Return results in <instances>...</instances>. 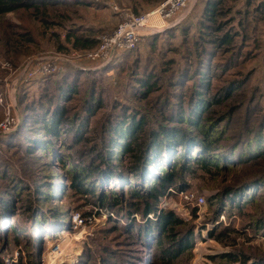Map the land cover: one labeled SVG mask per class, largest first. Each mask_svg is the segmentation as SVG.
Instances as JSON below:
<instances>
[{
    "label": "trees",
    "instance_id": "trees-1",
    "mask_svg": "<svg viewBox=\"0 0 264 264\" xmlns=\"http://www.w3.org/2000/svg\"><path fill=\"white\" fill-rule=\"evenodd\" d=\"M55 3L60 1L0 0V15L37 14ZM263 27L264 0H196L179 24L144 39V53L139 43L100 69L65 68L19 83L20 122L0 135V264H40L42 234L65 224L82 204L117 210L123 218L138 214L142 220L110 219L108 230L119 233L111 239L115 248L92 237L100 243L95 249L85 245L73 264H181L194 245L195 230L171 209L157 210L160 198L185 176L234 169L241 171L234 184L208 199L216 204L214 214L227 211L230 218L235 213L242 229L264 237V212L252 221L246 212L264 199V71L254 63ZM76 30L80 34L71 31L65 38L73 48H95L92 28ZM27 33L19 36L28 40ZM109 72L116 79L126 77L124 98L103 95L100 81L109 79ZM20 153L59 168L62 174L49 177L39 198L54 204L62 195L59 200L69 198L72 210L53 208L44 218L34 211L33 199L19 205L25 185L19 176L8 177L6 159ZM25 215L31 220L28 233L21 225ZM214 228L208 235L220 242L232 231ZM16 248H24L26 256L21 252L15 262H6V253ZM259 253L239 248L216 259L218 264H264V250Z\"/></svg>",
    "mask_w": 264,
    "mask_h": 264
},
{
    "label": "rangeland",
    "instance_id": "rangeland-1",
    "mask_svg": "<svg viewBox=\"0 0 264 264\" xmlns=\"http://www.w3.org/2000/svg\"><path fill=\"white\" fill-rule=\"evenodd\" d=\"M59 1V4L55 3V5H48L46 11L44 8H41L37 14H31V11L25 12L23 10H14L0 15V94L2 97V102L0 103V122L6 117L5 115L7 111H9L12 116L17 117L18 123L20 122L19 106H17L15 96L16 89L19 85V79L23 77L25 72L30 70L32 65L44 63L43 61H61L62 69L59 72L65 68L97 70L104 67L86 61L83 56L78 58V54L85 53L87 50L73 48L71 44L65 40L67 33H71L72 31L71 34H80L79 31L76 30L77 26H89L95 32L94 39L97 40V43L93 49H96L97 46H99L100 37L112 33L122 22V17H120L119 14L120 12H129L133 15H144L157 8L165 0L159 1L156 4H153L150 1L144 2L142 0H137L136 4L133 3L132 0H90L96 4L95 7L89 5L84 6V4L80 3L66 5L63 3L65 0ZM195 3L196 0H192L191 6L179 14L184 15L186 13L187 15ZM114 8H116L119 13H117ZM155 23L154 20L153 24ZM261 29L260 39L263 44L259 53L255 57L256 60L254 63L256 64L257 61L260 62L262 64L261 72H263L264 27ZM144 32L148 33V31H141L140 33L143 34ZM22 33H27L26 35L29 34L28 37L31 38L28 40L23 39L19 36L23 35ZM149 35L151 34L141 36L137 43V45L140 43L139 48L143 53V41ZM18 37L22 39H19ZM75 56H77V58ZM64 61L68 62L64 63ZM261 64L259 66H261ZM111 74L112 73L109 72V79L100 81V85L106 88V93L103 95L106 96L107 100L108 94H110L111 98L119 97L122 99L124 97L120 93L124 92L127 79L125 76H123V79L122 77L116 79V77ZM14 83H16L15 86H13ZM107 85H111L112 87L107 89ZM76 103L79 104V101H76L74 104ZM102 113L103 112L98 113L97 116V131L95 130V134L97 133L98 136L102 119L101 116H103ZM15 128L13 130H15ZM13 130L11 129L10 132ZM84 148L85 146L83 145L77 147L78 150ZM65 151L69 153L67 149ZM7 155L8 158L6 159V162L10 164V168L7 172L8 177L19 176L21 178L20 185H25V187H23L24 189L21 190L22 196L19 200V205L21 207H25L27 199L31 198L33 199V204L36 208L34 211H38L40 216L44 215V218L50 217V210L53 208H58L61 213L73 209L74 205H72L69 198H62V200H59L62 195L57 197V203L55 202L54 204L39 198V196H43V193L47 191L46 185L51 181L49 177H52L55 173L62 174L58 167H51L48 165L46 163V158L29 160V156L23 157L21 153ZM84 155H86L85 152H83L81 157L84 158ZM239 171V169H234L229 172H214L215 175L213 176H185L179 180L181 182H178L177 187L170 188L173 190L172 192L169 189L168 192L160 198L157 207L159 206L162 208L161 210L166 211L171 208V210L173 209L172 211L182 219V214L188 213V215L191 216V219L185 220L187 225L190 224L189 226L194 230H198L201 238L203 235H207L206 241L203 239V244L201 246H192V249L187 251L184 255L185 257L181 260V264H218L216 258L231 250L244 248L250 255H259V252L264 250V237L261 235H253L252 230L242 229L239 219L240 217L237 218L235 213H233L234 215H231L230 218L228 217L229 214L227 211L215 216L214 210L216 204L209 202L208 200L210 196L212 197L219 193L224 186L233 185ZM239 173H241V171ZM0 183L3 182L0 180ZM191 194L204 195L205 205L200 208L196 205L186 206V200L184 197ZM160 204H162V206H160ZM165 204L169 206L163 207ZM82 205L83 206L80 208L72 210L70 217L65 224L59 225L58 227L55 226L56 228L50 226L47 228V236L42 234L45 244L44 248L39 251L40 264H48L46 257L54 248V243L59 240V235L61 236V247L63 251L66 254H76L70 256V258L66 257L63 264H73L81 254L85 245L95 249V246L102 241L110 243L109 245L115 248L114 246H116V244L111 241V239L114 236L119 235V233L108 230L111 226L110 219L120 223L129 219L130 221L135 220L136 222H141L142 220L138 214H132V217L130 216L128 219L125 217L123 218L121 215L119 216L120 212L117 210L97 208V206L92 204ZM199 209L204 211V214L200 217L197 216ZM106 210L110 211L113 217L106 218L104 216ZM246 212L251 213V221L258 219L264 212V199H258L256 204L248 208ZM21 213L22 212H19V214ZM74 214H80L81 218L84 220L83 228L78 231H70V229H68L70 228L69 222L71 216ZM134 215H136L137 218H134ZM148 215L147 218H149ZM150 219H155L154 214ZM23 220L24 221L21 225H24L23 229H26V232L28 233L31 231L29 227L31 220L27 215L24 216ZM215 226H218L219 230H222L223 227L227 226L232 228V231L228 233L229 235H223L224 242H220L217 238L208 235V231L215 230ZM92 237L98 239L101 238V240H96V242H94L91 241ZM23 250L25 249H12V253L7 252L5 257H11L15 253H18L19 255L21 252L22 256H26V252ZM153 260L155 261L156 258Z\"/></svg>",
    "mask_w": 264,
    "mask_h": 264
},
{
    "label": "built area",
    "instance_id": "built-area-1",
    "mask_svg": "<svg viewBox=\"0 0 264 264\" xmlns=\"http://www.w3.org/2000/svg\"><path fill=\"white\" fill-rule=\"evenodd\" d=\"M192 0H165L157 8L150 11L144 15H133L129 12H118L116 8L114 10L120 14L122 17V22L118 27L110 34L102 35L99 39V46L96 49L86 51L85 53L78 54V58L82 56L86 61L96 63L99 66H104L111 62L115 57L120 55L125 51L132 50L136 47L141 36L147 34H153L161 32L167 28H171L179 24V22L186 16L180 15L179 13L185 11L189 6H191ZM155 20V24L154 23ZM141 31H148V33H140ZM77 58V56H75ZM44 63H37L31 66L30 70L25 72L23 77L19 79V83L28 82L42 76L50 75L59 72L62 69L61 61H43ZM68 62V61H64ZM23 74V73H22ZM14 83L13 86H15ZM14 91V89H13ZM2 102V97L0 94V103ZM6 117L0 122V134H6L13 130L18 124V119L16 116H12L9 111H7ZM181 182V181H180ZM172 192L173 190L170 189ZM186 200V206L196 205L201 207L205 205L204 195H189L184 197ZM193 203V204H192ZM162 206V204H160ZM169 206L167 204L163 207ZM173 208V207H172ZM158 210H161L159 206ZM171 209V208H170ZM173 210V209H172ZM180 210V209H179ZM185 212V211H184ZM204 214L201 209L198 210L197 216L200 217ZM104 216L106 218L113 217L112 213L106 210ZM134 218H137L134 215ZM149 218L153 217V214L148 215ZM182 217L184 220L191 219L188 213H183ZM223 218V217H222ZM129 220L122 222L125 224ZM70 231H78L83 228L84 220L81 218L80 214H74L71 216ZM64 230V229H63ZM195 242L194 247L201 246L203 244L202 240L206 241V234L202 236L199 235L198 230L195 229ZM58 236L59 240L56 241L54 248L48 253L46 259L48 264H63L65 258L73 255L75 253L66 254L62 247V240ZM78 256V254H77ZM18 257V253H15L11 257H7L6 262H15Z\"/></svg>",
    "mask_w": 264,
    "mask_h": 264
}]
</instances>
